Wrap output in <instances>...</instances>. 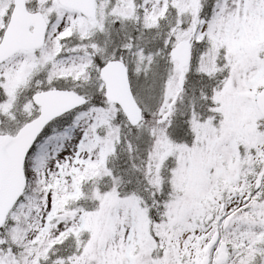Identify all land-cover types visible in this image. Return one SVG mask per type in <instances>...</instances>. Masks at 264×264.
<instances>
[{"label": "snow or ice", "instance_id": "6c2138e0", "mask_svg": "<svg viewBox=\"0 0 264 264\" xmlns=\"http://www.w3.org/2000/svg\"><path fill=\"white\" fill-rule=\"evenodd\" d=\"M0 264H264V0H0Z\"/></svg>", "mask_w": 264, "mask_h": 264}]
</instances>
